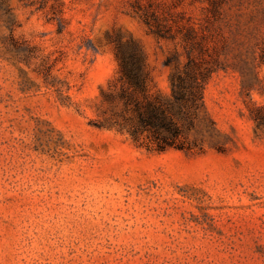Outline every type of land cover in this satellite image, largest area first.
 I'll return each instance as SVG.
<instances>
[{
  "label": "rangeland",
  "instance_id": "1",
  "mask_svg": "<svg viewBox=\"0 0 264 264\" xmlns=\"http://www.w3.org/2000/svg\"><path fill=\"white\" fill-rule=\"evenodd\" d=\"M188 20L217 70L157 150L120 129L115 40L171 98ZM0 264H264V0H0Z\"/></svg>",
  "mask_w": 264,
  "mask_h": 264
},
{
  "label": "trees",
  "instance_id": "2",
  "mask_svg": "<svg viewBox=\"0 0 264 264\" xmlns=\"http://www.w3.org/2000/svg\"><path fill=\"white\" fill-rule=\"evenodd\" d=\"M8 11L3 9L4 14ZM140 16L158 36H170L167 33L169 29L161 22L156 12L143 11ZM189 20L180 23L178 28L179 32L184 30L182 38L188 46V59L181 68L179 64L175 65L170 78L171 98L166 99L159 93H150V73L142 48L133 40H115V54L119 63V89L115 94H110V100L112 103L117 100L122 105L123 121L120 123V129L129 132L135 139L145 135L154 142L157 150L169 147L183 148V127L190 123L194 113L192 111L205 108V85L217 70V67L205 64L207 61L197 60L193 56V48L196 46L202 50V45L197 38L198 29ZM199 28L203 29L201 26ZM170 58L167 59L168 63H171ZM258 118L255 117V120H259Z\"/></svg>",
  "mask_w": 264,
  "mask_h": 264
}]
</instances>
